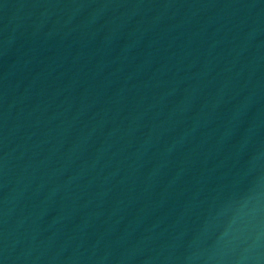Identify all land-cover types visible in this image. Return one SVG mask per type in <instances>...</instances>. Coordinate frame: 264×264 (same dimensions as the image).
<instances>
[{
    "label": "water",
    "instance_id": "95a60500",
    "mask_svg": "<svg viewBox=\"0 0 264 264\" xmlns=\"http://www.w3.org/2000/svg\"><path fill=\"white\" fill-rule=\"evenodd\" d=\"M0 264H264V0H125Z\"/></svg>",
    "mask_w": 264,
    "mask_h": 264
}]
</instances>
